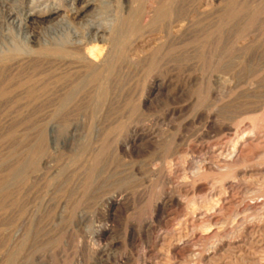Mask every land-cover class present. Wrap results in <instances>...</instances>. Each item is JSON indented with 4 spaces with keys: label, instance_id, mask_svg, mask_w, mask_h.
Masks as SVG:
<instances>
[{
    "label": "rangeland",
    "instance_id": "374dc122",
    "mask_svg": "<svg viewBox=\"0 0 264 264\" xmlns=\"http://www.w3.org/2000/svg\"><path fill=\"white\" fill-rule=\"evenodd\" d=\"M155 1L156 3H158L160 0H95L94 5L85 7L88 13H92L95 10L98 11V19L101 20L100 22L110 23L111 19L113 27H117L113 32L114 37V34L117 33L115 38L116 40L113 38L114 41H110L109 43V45L112 46L111 50L113 49L111 60L113 57H117L115 59L113 58V63L114 61H117L116 68L113 70V75H111L112 72L109 75L106 74L105 79L109 77L110 82L113 81L112 79L116 80L115 83H120V88L117 90H111L110 95H108L109 91H106L105 93L96 91L93 88V85L94 87L96 85L98 86V83L91 82L90 79L88 80L89 75H86V77H84V74L80 76L79 80H83V78H86L87 80L85 81H90L91 84L88 82L85 88H81L82 90L79 89V86L76 88H67V83L65 85L67 89L64 87L59 89L60 91L57 90L53 83L54 79L51 78L48 74L46 75L47 70L45 69H48L47 64L40 63L39 59L38 62L30 66H25L17 71H12L14 73H11L10 70H5L0 67V264H119L116 261L117 257L120 258L123 262L126 260V257H129L127 258L126 262L121 264H144L145 261H152V264H154L155 261V264H206L204 255L207 253L206 251L209 250L210 245L209 243H205L204 241L202 242L201 240V242L197 241L198 234H195V232L192 231V227L186 226L185 223H181V221L184 222L186 220V213H181L179 216H177L176 213L173 214V212H175V209L171 208L168 210L169 213L167 212V214L165 215V219L163 220L164 222L153 219L154 229L148 237L141 234V224L143 221L150 220L151 216H149L148 213L151 215L153 203L159 199V192H161L162 190V187L159 186L160 184L156 185L154 184V182L146 181V179L148 178L147 180H150L149 178L151 170L157 172L164 170L168 172L167 167L171 165L168 168L169 171L171 170V168L180 167L178 168L180 170L179 172H181V170L183 172L180 173L181 178L179 179L181 180H178L179 182H184V177H187L188 180H190V176L193 173L196 174L197 167L201 163V161L208 160L213 156L210 151L215 147V145H220L219 142H221V145H224L227 142L228 143L226 145L231 144L229 142L230 140L228 139H231L232 136L229 135V133L225 130V124H232L234 133H236L235 131H238L240 129L239 132H237L239 133V135L248 133L250 130L247 128L248 123L246 122L249 121L244 118L255 113L260 114L264 109V102L260 103V105H263H261L262 107H258L257 111H259V113H251L254 107L252 105H249L250 103H248V101L250 100V98L246 99L247 94L243 91V89H237V87L235 86L234 83L236 81L234 80L233 72L230 69L231 67L224 69L228 67V60L233 57V54L229 47L227 48L228 44L231 42L233 29V20L230 6L226 7V10H223L219 14H216L214 17H211L208 20H204L205 22H197L199 23L196 24V29L198 30V32L196 30V34L193 38H191V40H182L180 41L181 44L180 42H176V45L174 44L172 46L171 50L168 53V58H165V61L168 63L166 65H163V68L162 65H159L158 67L157 65L153 64L154 68H157L152 73L153 77L156 79H153L152 75L150 76L149 74L151 69H153V65L152 68H149L151 64L150 66L147 65L148 67L146 66V68H143V70H140L142 69V67L129 66L127 62V52H129L130 56V54L137 55L140 51L150 49V46H152L151 44L153 42L155 43V39H158L160 37V33L158 32H160L161 27L166 25L165 23H167V25L170 24L171 26L174 24L172 27L179 28V26L181 25L180 23H182L184 20L182 18H185L189 14V12L191 13V15L196 14L197 10H201L206 6V3V7L211 8L216 5V0H161V2H159V5H156L155 3V6H158V12L160 13H158V16H156L153 14V12H150L151 10H153L152 5ZM151 2L153 4H151ZM60 3L64 4L65 6L58 5ZM30 5L31 0H26V6ZM50 5L52 7H56L55 10H53L54 14L46 15L45 17L41 18L42 21H40L42 23L38 21V23L32 22V26L35 30H41L42 27L48 23H46V21H49L56 14L61 13L70 15L69 17L72 18H70V20L74 21L75 25L78 26V28H82V31L79 29L81 32L87 30V27L85 26H87L88 16L85 14L72 15L71 12L66 8H70V6L75 7L77 5L80 8L82 7V0H51ZM129 6L131 7V9H129ZM195 7L198 9L196 10ZM102 9L104 10V12ZM192 12H194V14ZM181 15H183L184 17ZM2 17H4V15L0 13L1 21L4 20V18ZM154 18L155 20H153ZM82 19L83 21H81ZM82 22H84V24ZM78 23L80 24L78 25ZM81 24L83 27H81ZM83 28H85V30ZM111 43L116 46L111 45ZM223 46L225 47V49H223ZM222 49L224 50L223 53ZM116 50L117 52H114ZM137 51L138 53H136ZM188 58L190 60H188ZM169 60H171L170 62L174 63L173 66V63L169 64ZM172 60H174L175 62ZM189 62L192 65L193 63H195L194 66H192ZM224 64L226 65V67ZM118 65L122 69L119 68ZM127 69H129V71ZM224 71L226 74L222 73ZM123 72L124 74H121ZM135 72L137 73V75L135 74ZM190 74H192V76ZM228 75L229 77L230 75L232 77L229 78ZM197 76L199 77V79H197ZM217 76H223L224 78L229 79L226 80L227 82H225L223 85L219 83V80L217 81V79H219ZM116 77H119V79ZM188 79L190 82L188 81ZM170 80L172 82H170ZM192 80L197 81L193 82ZM125 81L129 85L126 84ZM124 83L126 87L124 86ZM44 85H52L54 87L46 90L44 89ZM149 85L151 87H148ZM230 85H232L233 88ZM28 86L32 87L33 89L30 90ZM146 88L147 91L145 90ZM118 90L121 91L119 92ZM94 95L96 96V99ZM144 98L146 99L147 103L145 107H142L141 101ZM95 100H97V103L95 102ZM260 100L264 101V95ZM242 102H245L246 104H243ZM102 107H104V109ZM97 108H99L100 110L106 109L105 112L101 110L106 114H103ZM259 108H262V111ZM97 110L98 112H96ZM199 110L200 112H204L206 114L208 112L212 113L213 117L211 119V125L207 124V117L205 116L201 119H195L196 114L199 112ZM228 110L232 111V113ZM246 111L247 113H245ZM243 113H245V115ZM172 119L174 120L173 122ZM185 120L187 123L185 122ZM214 122L216 123V125ZM101 123H104V126ZM140 123H146V125L150 123L148 127L153 132V137H151L149 141H146L149 145L138 142L137 146L140 145L139 148L137 147V149H134L133 152L132 149H130L128 151H125V153L122 149L119 148V141H121V143H125L127 140H129V137H131L130 130L132 129V126H135L137 124L139 125ZM96 126L99 127V133L95 132V130L93 131L91 128H95ZM168 126H171V128H169ZM101 128L102 133H100ZM241 130H243L242 133ZM103 133L104 135H102ZM97 134L101 136L97 137ZM158 140L160 142H158ZM90 142H94L95 144H90ZM201 144L203 146H201ZM142 145L145 146L146 149H144L145 147L143 148ZM192 145L194 148L190 149ZM205 145L206 147L208 146L207 152ZM201 147L203 148L202 150L200 149ZM175 149L179 151V153ZM145 150H147L148 153ZM182 151H185L186 153L184 152L183 154ZM196 151H198V153H196ZM123 152L125 153V155H123ZM138 152L140 153L138 154ZM92 153L95 154L92 155ZM128 153L130 154V157ZM134 153L136 154V156ZM177 155V159H182L180 161L176 160L177 162H175L174 157ZM88 160L92 163L88 162ZM160 162L161 164H159ZM167 163L170 164L168 165ZM172 164H174L173 167ZM153 166L156 168H151ZM78 167H80L81 169H79ZM253 168L260 170L263 169V167L261 166H256ZM125 169L126 171H123ZM67 171L68 173H70L68 174ZM119 171L120 173L122 171L123 172L119 174ZM145 171H148L149 173H146ZM259 172L261 171H255V174L251 175L248 179V184H252L250 185V188L252 190L251 192H253L254 195H259L260 190L264 188V176L262 173L263 171L261 173ZM114 173L118 175L115 174V177ZM186 173H188V175H186ZM254 175H256L257 177ZM121 176L125 179H122ZM105 177L110 178H106L105 180ZM215 177L218 176H216L214 172H210L208 176L200 182L205 183L210 189L216 188L218 191H221L224 182L220 183L221 181L216 180L218 184L215 183ZM119 178L123 181L121 182ZM94 181L95 183H93ZM209 181H211V183ZM254 181H257V183H254ZM212 182L217 187L213 185ZM117 184H125V186H118ZM100 187H103V189L100 190ZM149 187L151 188L149 189ZM94 188H96V190ZM97 188L99 191L97 190ZM157 189H160V191L158 192ZM254 189L256 191L258 190L259 193ZM103 190H106V193L108 191L110 193H113L114 191V193L116 194L124 195V199L122 201H125V204L121 201V203L118 205H108L106 201H103V198L102 200L100 198L104 193ZM94 191L97 192H95L96 195L101 194L100 197L98 195L99 199L97 198V196H95ZM144 193L147 195H144ZM142 195L144 196L142 197ZM200 195L201 196L197 198L199 199V201H201V199H209V197L207 196V198L205 194ZM190 197L191 195L188 198ZM188 198H185V200H187ZM60 199L61 202H59ZM97 199L99 202L97 201ZM93 201H95V204ZM96 201L98 203H96ZM120 207L121 209H119ZM61 210H63L64 213ZM97 210L99 211L98 213H96ZM244 212L246 213V215H248L247 212L251 214L252 210H247ZM244 212H242L240 216L245 215ZM146 215H148L150 218ZM232 219L233 218L224 223L225 225H227L223 226V224V227L221 226L220 229L222 230L221 234L223 233L221 236H223V239H225L224 242L228 243L231 239L233 244L231 245V247H229L232 248V250L227 248L230 251H227V253L225 251V255H223L222 257L223 259L220 260L221 264H264V235L262 234V240L253 239L248 234L243 235L242 239L244 238V241H247L245 242L246 246L244 247V253L240 255L237 248L235 247V244L237 242H235L233 238H229L231 236L234 237L231 233V230L234 228L233 226L238 223V220L233 219L232 222ZM103 222H105L106 224ZM131 222L136 224L135 234L137 238H135L134 245L130 241L128 229V225ZM163 223H165L166 225ZM233 223L235 225H232ZM103 224L108 225L109 227L111 225L110 231L104 234L101 237L102 239L97 238L95 239L97 241L92 240L93 242H90L88 233L90 232L89 230H91V227L105 226ZM164 225L167 228L169 227L168 229L171 230H168ZM227 229H229L230 231ZM28 230L30 231L31 235L29 234ZM178 231L183 232L181 233L182 235H190L191 238L188 236V239L191 240V242H189L192 245L193 251H195L192 254V258H190V256L189 258H186L184 260L182 258L184 256L180 258V256H177L175 253H173V255L175 254L177 256L176 257L174 255L175 258H177L175 259L173 256H171L172 252L169 253L170 248H167L169 247V244H167L170 242L169 238L173 235H177L179 233ZM191 231L193 232V234ZM156 232L158 233L155 234ZM16 233L17 235H15ZM159 234L166 236L168 239L164 241L161 238L157 239V236H159ZM224 234L226 236H224ZM259 234L261 235V233ZM85 237L88 238L86 239V241ZM144 238L148 240H145ZM175 239H177V237H175ZM87 240L89 241L87 242ZM194 240H196L198 243ZM93 243H96L95 246L101 245L106 253L103 252L102 254H96V256L94 257L95 253L92 252L94 246ZM138 243L140 245H138ZM194 244L196 247L193 246ZM247 245L248 249H246ZM105 247L108 249L106 250ZM250 248L253 250V252H251L252 250ZM152 253L153 255L156 254L155 257L152 255ZM244 254L245 256H243ZM101 257L105 259V261L99 263L98 260L101 259ZM106 257L109 259H107ZM261 257L262 259H260ZM172 258L174 259V261ZM150 259L151 261H149ZM113 260L115 263H113ZM255 260L259 262H255Z\"/></svg>",
    "mask_w": 264,
    "mask_h": 264
},
{
    "label": "bare ground",
    "instance_id": "6f19581e",
    "mask_svg": "<svg viewBox=\"0 0 264 264\" xmlns=\"http://www.w3.org/2000/svg\"><path fill=\"white\" fill-rule=\"evenodd\" d=\"M60 1V0H58ZM65 1V0H64ZM113 1V0H112ZM135 1V0H134ZM151 1V0H150ZM167 1V0H166ZM169 1V0H168ZM121 2V1H120ZM124 2V1H123ZM122 2V3H123ZM128 2V1H127ZM161 2V0L159 1ZM159 2H151L153 10L150 12L156 16H158V6ZM214 2V1H213ZM51 0H31V5L26 6V0H0V13L4 15V20H0V67L3 69L10 70L11 73H14L12 71L14 70H19L22 69L23 67L30 66L36 62H38V59L40 63L42 64H47L48 69L46 71V75L48 74L51 78H53V83L54 86L57 90L64 88L66 83H67V88L68 87H80L85 88L88 84V82H97L98 86L96 85L93 88L96 91L99 92H106L111 90H117L119 89L120 83H115L116 80L112 79L110 82L109 77L105 79L106 74L113 75V70L116 68V62L114 61L113 63V58L111 60V55H112V50L109 45L110 41H114L116 38L117 33H115V37L113 36L114 29L116 30L117 27H113L112 21L110 19V23H102L100 22L101 20L98 19V11H94L92 13H88L85 7L87 6H92L95 4V0H82V7H71L68 8L66 7L72 15H77V14H85L88 16L87 18V30L84 32L82 31V28H78V26L75 25L74 21H71L69 17L70 15H67L65 13L61 14H56L53 16L49 21H46L47 24H45L41 30H35L32 26V22H41V18L45 17L46 15H51L54 14L53 10H55L56 7H52L50 5ZM67 3V2H66ZM134 3V2H133ZM163 3V1H162ZM161 3V5H162ZM165 3V1H164ZM65 4V2H64ZM64 4H58L60 6H65ZM114 4V3H113ZM121 4V3H120ZM205 4V3H204ZM215 4V3H214ZM167 5V4H164ZM188 5V4H187ZM211 5V4H210ZM105 6V5H103ZM135 6V5H134ZM185 6V5H184ZM207 6V3H206ZM204 7L201 10H197V13L194 15L189 14L185 17L182 18L184 19L179 28H174L170 24L161 27L160 29V37L156 40L155 43L151 44L150 49H146L144 51H138L137 55H131L129 56V52H127V62L129 66H136V67H142L146 68L147 65L151 66L149 68H152V65H166L168 62L165 61V58L168 56L169 51L171 50L172 46L176 42L180 41H185L186 39L193 38L195 36L196 32V24H199L197 22L202 23L205 22L204 20H208L211 17H214L216 14H219L223 10H226L228 6L231 8V15H232V20H233V29H232V37H231V42L228 44L226 43L227 48L231 50L233 57H231L230 60H228V67H225L224 69L230 68L231 71L233 72L234 75V81L235 86L237 89L241 88L243 91L247 94L246 99L250 98L248 103L249 105H252L254 108L251 113L257 112L259 113L258 107H260V103L264 102L261 101V97L264 95V0H216V5L214 7ZM43 7V8H42ZM97 7V6H96ZM65 8V7H64ZM84 8V9H83ZM101 8V7H100ZM124 9V7H123ZM122 9V10H123ZM128 9V8H127ZM129 9L131 7L129 6ZM152 9V8H150ZM91 10V9H90ZM94 10V9H93ZM103 10V9H102ZM149 10V9H148ZM189 10V9H188ZM191 10V9H190ZM195 10V9H194ZM193 10V11H194ZM106 11V10H105ZM130 11V10H129ZM228 11V10H227ZM104 12V10H103ZM161 12V11H160ZM182 12V11H181ZM185 13V11H184ZM183 13V14H184ZM69 14V13H68ZM151 14V15H153ZM160 14V13H159ZM180 14V13H179ZM183 16V15H181ZM76 17V16H75ZM148 17V16H147ZM184 17V16H183ZM1 18V19H2ZM106 18V17H105ZM111 18V16H110ZM156 18V17H155ZM155 18L153 20H155ZM216 18V17H215ZM72 19V18H71ZM74 19V18H73ZM149 19V18H148ZM41 20V21H40ZM75 20V19H74ZM80 20V19H79ZM107 20V19H106ZM109 20V19H108ZM38 21V22H37ZM83 21V19L81 20ZM80 21V22H81ZM179 21V20H178ZM182 21V20H181ZM219 21V20H218ZM45 22V21H43ZM77 22V20H76ZM79 22V21H78ZM86 22V20H85ZM172 22V21H171ZM170 22V23H171ZM42 23V22H41ZM40 23V25H41ZM84 24V22H82ZM159 23V22H158ZM169 23V22H168ZM80 23H78L79 25ZM117 24V23H116ZM34 25V24H33ZM178 25V24H177ZM115 26V25H114ZM176 26V25H175ZM199 26V25H198ZM38 27V26H37ZM81 27L82 24H81ZM206 27V26H205ZM36 28V26H35ZM203 28V27H202ZM78 29V30H77ZM81 31H80V30ZM85 30V28H83ZM202 30V29H201ZM159 31V30H158ZM231 31V29H230ZM116 32V31H115ZM198 32V30H197ZM204 32V30H203ZM207 32V31H206ZM230 34V33H229ZM113 36V37H112ZM158 37V36H157ZM113 40H112V39ZM154 39V38H153ZM220 39V38H219ZM225 39V38H224ZM116 40V39H115ZM226 40V39H225ZM230 40V39H229ZM217 41V40H216ZM115 43V42H114ZM131 43V42H130ZM133 44V42H132ZM146 44V43H145ZM181 44V42H180ZM212 44V43H211ZM111 45L116 46L111 43ZM123 45V44H122ZM131 45V44H130ZM176 45V44H175ZM179 45V43H178ZM130 47V46H128ZM224 47V46H223ZM114 48V47H113ZM149 48V47H148ZM194 48V47H193ZM116 49V48H115ZM129 49V48H128ZM225 49V47L223 48ZM222 49V50H223ZM227 49V50H229ZM124 50V48H123ZM132 50V49H131ZM127 51V50H126ZM189 51V50H188ZM114 52H117L114 51ZM194 52V51H193ZM192 52V53H193ZM224 50L222 51V53ZM188 53V52H187ZM221 53V55H222ZM115 54V53H114ZM121 54V53H119ZM126 54V53H125ZM197 54V53H196ZM195 54V55H196ZM231 54V53H230ZM172 55V54H171ZM188 55V54H187ZM114 56V55H113ZM173 56V55H172ZM170 57V56H169ZM188 57V56H187ZM115 58H117L115 56ZM114 58V59H115ZM123 58V57H122ZM168 58V57H167ZM225 58V57H224ZM171 59V58H170ZM175 59V58H174ZM124 60V59H123ZM188 60H190L188 58ZM195 60V59H194ZM165 61V62H164ZM171 60H169L170 62ZM174 61V60H172ZM175 62V61H174ZM188 62V61H187ZM191 62V61H190ZM189 62V63H190ZM195 62V61H194ZM173 62H170L171 64ZM177 63V60H176ZM179 63V62H178ZM196 63V62H195ZM192 66H194V64ZM120 64V63H119ZM123 65V64H122ZM151 69L150 71V76L152 75L153 71L156 70L154 68ZM174 63L172 64V66ZM197 65V64H196ZM119 66V65H118ZM126 66V65H125ZM156 66V67H157ZM182 66V65H181ZM187 66V65H186ZM123 67V66H122ZM128 67V66H127ZM148 67V66H147ZM179 67V66H178ZM0 68V69H1ZM119 68H121L119 66ZM129 68V67H128ZM122 69V68H121ZM165 69V67H164ZM222 69V70H224ZM119 70V69H118ZM129 71V69H127ZM162 70V69H160ZM189 70V69H188ZM116 71V70H115ZM114 71V72H115ZM120 71V70H119ZM118 71V72H119ZM124 71V70H123ZM133 71V70H132ZM148 71V69H147ZM201 71V70H199ZM3 72V71H2ZM22 72V71H21ZM117 72V71H116ZM122 72V70H121ZM186 72V71H185ZM228 72V71H226ZM142 73V72H141ZM147 73V72H146ZM145 73V74H146ZM218 73V72H217ZM221 73V71H220ZM223 74L225 73L222 72ZM8 74V73H7ZM84 74V77L86 75H89L88 80L90 81H85L87 80L86 78L83 80H79L80 76ZM115 74V73H114ZM118 74V73H116ZM121 74H124L121 73ZM137 75V73L135 72ZM134 74V75H135ZM144 74V76H145ZM222 74V75H223ZM226 74V73H225ZM228 74V73H227ZM120 75V74H119ZM126 75V74H125ZM158 75V74H157ZM192 76V74H190ZM221 75V74H220ZM232 75V74H231ZM230 75V77H232ZM19 76V74H18ZM115 76V75H114ZM121 76V75H120ZM123 76V75H122ZM129 76V75H128ZM133 76V75H132ZM131 76V77H132ZM156 76V75H155ZM184 76V75H183ZM225 76V75H224ZM227 76V75H226ZM9 77V76H8ZM11 77V76H10ZM49 77V78H50ZM142 77V76H141ZM153 77V75H152ZM151 77V78H152ZM176 77V76H175ZM185 77V76H184ZM188 77V76H187ZM198 77V76H197ZM218 77V76H217ZM216 77V79H217ZM229 77V75H228ZM229 77V78H230ZM46 78V77H44ZM115 78V77H114ZM119 79V77H116ZM147 78V77H146ZM172 78V77H171ZM177 78V77H176ZM190 78V77H189ZM193 78V77H192ZM220 84H223L227 82L226 78L223 76H219ZM7 79V77H6ZM121 79V77H120ZM128 79V78H127ZM153 79H156L153 77ZM162 79V78H161ZM167 79V78H166ZM199 79V77L197 78ZM232 79V78H231ZM49 80V79H48ZM52 80V79H50ZM106 80V81H105ZM125 80V79H124ZM150 80V79H149ZM152 80V79H151ZM212 80V79H211ZM233 80V79H232ZM118 81V80H117ZM131 81V80H130ZM146 81V80H145ZM174 81V80H173ZM187 81V79H186ZM189 81V79H188ZM193 81V80H192ZM197 81V80H195ZM193 81V82H195ZM214 81V80H213ZM2 82V81H1ZM123 82V81H122ZM126 82V81H125ZM151 82V81H150ZM170 82H172L170 80ZM190 82V81H189ZM207 82V81H206ZM153 83V82H152ZM215 83V82H214ZM51 84V83H50ZM91 84V83H90ZM126 84H128L126 82ZM149 84V83H148ZM147 84V85H148ZM170 84V83H167ZM189 84V83H188ZM206 84V83H205ZM233 84V82H232ZM33 85V84H32ZM123 85V84H122ZM129 85V84H128ZM158 85V84H157ZM166 85V84H165ZM196 85V84H194ZM52 86V85H51ZM50 85H44V89H50L53 88L54 86L51 87ZM125 86V83H124ZM134 86V85H133ZM232 86V85H230ZM29 87V86H28ZM89 87V85H88ZM126 87V86H125ZM148 87H151L150 85ZM147 87V88H148ZM164 87V86H163ZM225 87V86H224ZM30 90H32V87H29ZM66 88V87H65ZM66 88V89H67ZM72 88V89H73ZM147 88L145 89L147 91ZM233 88V86H232ZM92 89V88H91ZM90 89V90H91ZM93 89V90H94ZM140 89V87H139ZM149 89V88H148ZM236 89V88H235ZM65 90V89H63ZM62 90V91H63ZM74 90V89H73ZM82 90V89H81ZM84 90V89H83ZM124 90V89H123ZM190 90V89H189ZM205 90V89H204ZM4 91V90H3ZM60 91V90H59ZM75 91V90H74ZM95 91V92H96ZM119 91V90H118ZM121 91V90H120ZM119 91V92H120ZM145 91V92H146ZM150 91V90H149ZM158 91V90H157ZM115 92V91H114ZM191 92V91H190ZM59 93V92H58ZM92 93V92H91ZM147 94V93H146ZM149 94V93H148ZM161 94V93H160ZM159 94V95H160ZM175 94V93H174ZM215 94V93H214ZM183 95V94H182ZM189 95V94H188ZM212 95V94H211ZM95 96V95H94ZM146 96V95H145ZM148 96V95H147ZM216 97V96H215ZM88 99V98H87ZM96 99V96H95ZM145 99V98H144ZM141 101V106L145 107L146 106V99ZM154 99V98H153ZM157 99V98H156ZM177 99V98H176ZM217 99V98H216ZM263 99V98H262ZM155 100V99H154ZM158 100V99H157ZM178 100V99H177ZM214 100V99H213ZM94 101V100H93ZM97 100H95L96 102ZM99 101V100H98ZM195 101V100H194ZM79 102V101H78ZM94 102V104H95ZM101 102V99H100ZM154 102V101H153ZM213 102V101H212ZM246 102V101H245ZM243 104H246V103ZM97 103V102H96ZM182 103V102H181ZM24 105V104H23ZM93 105V103H92ZM101 105V104H100ZM104 106V105H103ZM209 106V105H208ZM237 106V105H236ZM248 106V105H247ZM263 106V105H262ZM261 106V107H262ZM112 107V106H111ZM188 107V106H187ZM193 107V106H192ZM243 107V106H242ZM91 108V107H90ZM94 108V107H93ZM104 109V107H102ZM106 108V107H105ZM110 108V107H108ZM231 108V107H230ZM249 108V107H248ZM99 109V108H97ZM101 109L103 112L105 110ZM172 109V108H171ZM211 109V108H210ZM209 109V110H210ZM229 109V108H228ZM247 109V108H246ZM251 109V108H250ZM260 109V108H259ZM262 109V108H261ZM260 109V110H261ZM92 110V109H91ZM100 110V109H99ZM100 110V112H102ZM93 111V110H92ZM168 111V110H167ZM175 111V110H174ZM189 111V110H188ZM198 111V110H197ZM229 111V110H228ZM262 111V110H261ZM260 111V112H261ZM98 112V110L96 111ZM102 112V113H103ZM232 113V111H229ZM228 112V114H229ZM149 113V112H148ZM170 113V112H169ZM190 113V112H189ZM226 113V112H225ZM237 113V112H236ZM247 113V111L245 112ZM245 113H243L245 115ZM250 113V114H251ZM106 114V113H103ZM111 114V113H109ZM219 114V113H218ZM227 114V113H226ZM181 115V114H179ZM224 115V114H223ZM92 116V115H91ZM95 116V115H94ZM147 116V115H146ZM207 117V124L211 125V119H212V113L208 112L207 114L204 112H199L196 114L195 119H201L202 117ZM234 116V115H233ZM107 117V116H106ZM164 117V116H163ZM168 117V116H167ZM231 117V116H230ZM237 117V116H236ZM93 118V117H92ZM234 118V117H233ZM149 119V118H148ZM157 119V118H156ZM182 119V118H181ZM191 119V118H190ZM206 119V118H203ZM225 119V118H224ZM229 119V117H228ZM244 119L248 120L249 122L247 125V128L250 130L248 133H244L239 135V130L235 131L236 133L233 132V126L232 124H225L224 128L225 130L231 135V139L229 143L230 145H215L214 148L211 149V153L213 156L209 158L208 160H203L197 167L196 174H193L190 176V180H188L187 177H184V182H179L178 180H181V172L178 168H171L169 171L167 167V171H154L151 170L150 172V180L146 181H151L154 182V184L159 185L162 187L161 192L160 189H157L159 192V199L156 200L153 203L152 210H151V215L148 213L149 216H151L150 220L143 221L141 224V234L144 236L148 237L150 233L154 229V221L153 219H157L159 221L164 222L163 220L165 219V215L167 214L169 209H175V212L177 216H179L181 213H186L187 218L185 217V221H181V223H185L186 226L192 227V231L195 232V234H198V240L197 241H204L205 243H209V250L206 251L204 255V260L206 261V264H221L220 260L223 259V255H225V251L229 252L232 248V240L228 243H225L223 239L224 237L221 236V226L228 222L231 218L238 220V223L236 225L234 224L235 221L232 225L234 228L231 230V233L233 234L234 237H229L233 238L235 242H237L235 247L237 248L238 252L240 255H242L244 252V247L246 246L244 241V238L242 239L243 235H250L253 239L257 240H262L264 235V188L260 190V193L258 190L255 191L259 193V195H254L253 192H251L250 185L248 184V179L250 178L251 175L255 174V171H263V176H264V109L260 114H252L248 117H245ZM96 120V119H95ZM100 120V119H99ZM146 120V118H145ZM152 120V119H151ZM150 120V121H151ZM171 120V119H170ZM177 120V119H176ZM189 120V119H188ZM232 120V119H231ZM230 120V121H231ZM140 121V120H139ZM164 121V120H163ZM174 120L172 119V122ZM191 121V120H190ZM197 121V120H196ZM201 121V120H200ZM204 121V120H203ZM145 122V121H144ZM147 122V121H146ZM169 122V123H172ZM186 122V120H185ZM227 122V121H226ZM133 123V122H132ZM152 123V122H151ZM156 123V121H155ZM184 123V122H183ZM187 123V122H186ZM191 123V122H190ZM189 123V124H190ZM215 123V122H214ZM213 123V124H214ZM237 123V122H236ZM102 124V123H101ZM104 124V123H103ZM102 124V125H103ZM115 124V123H114ZM150 124V123H149ZM148 124V125H149ZM185 124V123H184ZM223 124V123H222ZM99 125V123H98ZM148 125L145 124H137L135 126H132V129L130 130V135L129 140H127L125 143L119 144V148L122 149L124 152L128 151L130 149L133 150L139 148L140 145L137 146L138 142H141L142 144L145 143V145H149L146 141H149L151 137H153V132L151 129H149ZM216 125V123H215ZM238 125V124H237ZM236 125V128H237ZM78 126V125H77ZM101 126V125H100ZM104 126V125H103ZM172 126V125H171ZM171 126H168L171 128ZM188 126V125H187ZM74 127V126H73ZM102 127V126H101ZM186 127V126H185ZM214 127V126H213ZM212 127V128H213ZM75 128V127H74ZM92 130L97 133H99V127L96 126L95 128L91 127ZM105 128V127H104ZM211 128V127H210ZM220 129V128H219ZM100 133H102V128L100 129ZM104 130V129H103ZM170 130V129H169ZM247 130V129H246ZM188 131V130H187ZM243 130H241L242 133ZM245 131V130H244ZM248 131V130H247ZM155 132V130H154ZM233 132V133H232ZM126 133V132H125ZM158 133V132H157ZM159 134V133H158ZM157 134V135H158ZM95 135V134H94ZM104 135V133L102 134ZM155 135V134H154ZM228 135V136H229ZM101 135L97 134V137ZM162 136V135H161ZM176 136V135H175ZM91 137V136H90ZM96 137V138H97ZM93 138V137H92ZM156 138V137H155ZM228 138V137H226ZM95 139V138H94ZM128 139V137H127ZM157 139V138H156ZM167 139V138H166ZM179 139V138H178ZM165 140V139H164ZM180 140V139H179ZM92 141V139H91ZM94 141V140H93ZM117 141V143H118ZM153 141V140H151ZM155 141V139H154ZM226 141V140H225ZM95 142V141H94ZM92 142L93 144H95ZM100 142V141H99ZM158 142H160L158 140ZM90 142V144H92ZM97 143V142H96ZM178 143V142H177ZM225 143V142H223ZM151 144V143H150ZM81 145V144H80ZM178 145V144H176ZM182 145V144H181ZM180 145V146H181ZM196 145V144H195ZM102 146V145H101ZM116 146V145H115ZM143 146V145H142ZM176 146V147H180ZM198 146V145H197ZM200 146V145H199ZM201 146H203L201 144ZM90 147V146H89ZM99 147V146H98ZM96 147V148H98ZM145 146H143L144 148ZM149 147V146H148ZM185 147V146H184ZM191 147V146H189ZM188 147V148H189ZM206 147V145H205ZM204 147V148H205ZM208 147V146H207ZM207 147H206V152H207ZM86 148V147H85ZM102 148V147H101ZM150 148V147H149ZM156 148V147H155ZM194 148L193 145L190 149ZM197 148V147H196ZM146 149V147L144 148ZM185 149V148H184ZM201 150L203 149L202 147L200 148ZM89 150V149H88ZM100 150V149H99ZM116 150V148H115ZM176 150V149H175ZM189 150V149H188ZM196 150V149H195ZM199 150V149H198ZM91 151V150H90ZM118 151V150H117ZM121 151V150H120ZM147 151V150H145ZM143 151V152H145ZM177 151V150H176ZM186 151V150H185ZM184 151V152H185ZM92 152V151H91ZM122 152V151H121ZM123 152V153H124ZM179 153V151H177ZM182 151V153L184 154ZM200 152V151H199ZM97 153V152H96ZM126 153V152H125ZM125 153L123 155H125ZM140 152H138L139 154ZM148 153V151H147ZM186 153V152H185ZM194 153V152H193ZM198 153V151H196ZM95 153H92L94 155ZM129 154V153H128ZM135 154V153H134ZM173 154V153H172ZM192 154V153H191ZM211 154V155H212ZM142 155V154H141ZM181 155V154H180ZM136 156V154H135ZM134 156V157H135ZM197 156V155H196ZM130 157V154H129ZM85 158V157H84ZM105 158V157H104ZM178 155L174 157L175 162H177ZM185 158V157H184ZM193 158V157H192ZM207 158V157H206ZM51 159V158H50ZM130 159V158H129ZM182 159V158H181ZM180 159V160H181ZM204 159V158H203ZM77 160V159H76ZM171 160V159H170ZM173 160V159H172ZM179 160V161H180ZM87 161V159H86ZM120 161V160H119ZM88 162H90L88 160ZM132 162V161H131ZM152 162V161H151ZM150 162V163H151ZM92 163V162H90ZM120 163V162H119ZM154 163V162H153ZM174 163V162H173ZM152 164V163H151ZM155 164V163H154ZM158 164V163H157ZM161 164V162L159 163ZM175 164V163H174ZM172 164V167L173 165ZM108 165V164H107ZM156 165V164H155ZM177 165V164H175ZM180 165V164H179ZM51 166V165H50ZM157 166V165H156ZM160 166V165H159ZM178 166V165H177ZM256 166H261L263 169H254L253 167ZM105 167V166H104ZM107 167V166H106ZM144 167V166H143ZM81 169L80 167H78ZM132 168V167H131ZM151 168H156V167H151ZM76 169V168H75ZM129 169V168H128ZM147 169V168H146ZM70 170V169H69ZM114 170V169H113ZM137 170V169H136ZM149 170V169H148ZM156 170V169H155ZM78 171V170H77ZM123 171H126L123 170ZM122 171V172H123ZM130 171V170H129ZM133 171V170H132ZM138 171V170H137ZM142 171V170H141ZM159 171V170H158ZM121 172V173H122ZM136 172V171H135ZM139 172V171H138ZM146 172V171H145ZM148 172V171H147ZM146 172V173H147ZM210 172H214L216 176L214 178L215 183L216 180L221 181L220 183L224 182L223 187L221 188L222 190L218 191L216 188H208V186L205 183L200 182L201 180L205 179ZM259 172V173H261ZM68 173V171H67ZM70 173V172H69ZM68 173V174H69ZM113 173V172H112ZM111 173V174H112ZM119 174L120 171L118 172ZM149 173V172H148ZM183 173V172H182ZM72 174V172H71ZM103 174V173H102ZM110 174V173H109ZM116 173H114L115 175ZM126 174V172H125ZM128 174V173H127ZM137 174V173H135ZM143 174V173H142ZM141 174V175H142ZM104 175V174H103ZM118 175V174H116ZM115 175V177H116ZM130 175V174H129ZM140 175V176H141ZM144 175V174H143ZM188 175V173H186ZM81 176V175H80ZM134 176V173H133ZM137 176V175H136ZM139 176V177H140ZM256 176V175H254ZM260 176V175H259ZM258 176V177H259ZM100 177V176H99ZM113 177V175H112ZM122 177V176H121ZM142 177V176H141ZM183 177V175H182ZM214 177V176H212ZM211 177V178H212ZM257 177V176H256ZM67 178V177H66ZM103 178V177H102ZM110 177H105L104 179ZM118 178V177H117ZM130 178V177H129ZM128 178V179H129ZM120 179V178H119ZM122 179H125L122 177ZM142 179V178H141ZM210 179V178H209ZM259 179V178H258ZM63 180V179H62ZM83 180V179H82ZM114 180V179H113ZM116 180V179H115ZM121 180V179H120ZM183 180V179H182ZM263 180V179H262ZM77 181V180H76ZM103 181V180H102ZM117 181V180H116ZM115 181V182H116ZM123 180H121L122 182ZM144 181V180H143ZM212 181V180H211ZM211 181H209L211 183ZM213 181V182H214ZM260 181V180H259ZM100 182V181H99ZM109 182V181H107ZM206 182V181H205ZM212 182V184H213ZM95 183V181L93 182ZM120 183V182H119ZM148 183V182H147ZM219 183V184H220ZM254 183H257V181ZM108 184V183H107ZM218 184V183H217ZM79 185V184H78ZM77 185V186H78ZM118 185V184H117ZM120 185V184H119ZM118 185V186H119ZM122 186L125 184H121ZM120 185V186H121ZM211 185V184H210ZM215 185V184H213ZM62 186V185H61ZM102 186V184H101ZM152 186V185H151ZM216 186V185H215ZM60 187V186H59ZM98 187V186H97ZM158 187V186H157ZM159 187V188H160ZM212 187V186H211ZM217 187V186H216ZM220 187V186H219ZM254 187V186H253ZM259 187V186H258ZM264 187V186H263ZM101 188V187H100ZM147 188V187H146ZM151 187H149L150 189ZM60 189V188H59ZM96 190V188H94ZM103 187L100 189L102 190ZM113 189V188H112ZM123 189V188H122ZM144 189V188H143ZM98 190V188H97ZM114 190V189H113ZM117 190V189H116ZM126 190V189H125ZM148 190V189H147ZM253 190V191H254ZM54 191V190H53ZM92 191V190H91ZM99 191V190H98ZM106 191V190H105ZM103 190V195L95 194L96 191H94L95 196L98 195L99 197L103 198V201H106L108 205H118L121 203V201L124 199V195L122 194H116L110 193L109 191L106 193ZM141 191V190H140ZM151 191V190H150ZM56 192V191H55ZM70 192V191H69ZM112 192V191H111ZM133 192V191H132ZM146 192V191H145ZM50 193V192H49ZM97 193V192H96ZM102 193V192H101ZM118 193V192H117ZM150 193V192H149ZM143 194V193H142ZM200 194H205L206 197L208 196L209 199H197ZM127 195V194H126ZM133 195V193H132ZM144 195H147L144 193ZM142 195V197L144 196ZM191 195L190 198H188ZM204 195V197H205ZM203 196V195H202ZM126 197V196H125ZM130 197V196H129ZM148 197V196H146ZM207 197V198H208ZM96 198V197H95ZM131 198V197H130ZM129 198V199H130ZM158 198V197H157ZM185 198H188L185 200ZM29 199V198H28ZM90 199V198H89ZM99 199V198H98ZM97 199V201H98ZM34 200V199H33ZM100 200V201H101ZM146 200V199H145ZM27 201V200H26ZM96 201V203H98ZM61 202V199L60 201ZM95 204V201H93ZM125 202V201H124ZM122 201V203H124ZM65 203V202H64ZM91 203V201H90ZM101 203V202H100ZM59 204V203H58ZM104 204V203H103ZM125 204V203H124ZM127 204V203H126ZM47 205V204H46ZM63 206V205H62ZM95 206V205H94ZM97 206V205H96ZM99 206V205H98ZM22 207V205H21ZM46 207V206H45ZM59 207V206H58ZM65 207V206H64ZM104 207V205H103ZM107 207V206H106ZM95 208V207H93ZM123 208V207H122ZM150 208V207H149ZM48 209V208H46ZM62 209V208H61ZM70 209V208H69ZM85 209V208H84ZM98 209V208H97ZM121 209V207L119 208ZM127 209V208H126ZM132 209V208H131ZM45 210V209H44ZM247 210H252V213H246L244 211ZM63 211V210H61ZM90 211V210H89ZM96 211V210H95ZM116 211V210H115ZM131 211V210H130ZM148 211V210H147ZM35 212V211H34ZM69 212V211H68ZM99 211L97 210L96 213ZM149 212V211H148ZM242 212L245 213V215L240 216ZM62 213V212H61ZM64 213V211H63ZM95 213V214H96ZM122 213V212H121ZM125 213V212H124ZM169 213V212H168ZM36 214V213H35ZM93 214V213H92ZM102 214V213H101ZM171 214V213H170ZM169 214V215H170ZM250 214V215H249ZM60 215V214H59ZM58 215V216H59ZM109 215V214H108ZM172 215V214H171ZM32 216V215H31ZM30 216V217H31ZM41 216V215H40ZM85 216V215H84ZM93 216V215H91ZM89 216V217H91ZM125 216V215H124ZM174 216V215H173ZM172 216V217H173ZM240 216V217H238ZM29 217V218H30ZM82 217V216H81ZM97 217V216H96ZM94 217V218H96ZM182 217V215H181ZM35 218V216H34ZM33 218V220H34ZM47 218V217H46ZM62 218V217H61ZM93 218V219H94ZM147 218V217H146ZM135 219V218H134ZM148 219V218H147ZM232 219V222H233ZM62 220V219H61ZM80 220V219H79ZM83 220V219H82ZM96 220V219H95ZM146 220V219H145ZM184 220V217H183ZM31 221V220H30ZM121 221V220H120ZM132 221V220H131ZM134 221V220H133ZM32 222V221H31ZM30 222V223H31ZM95 222V221H94ZM106 222V221H105ZM103 222V223H105ZM108 222V221H107ZM34 223V222H33ZM61 223V222H60ZM118 223V222H117ZM161 223V222H160ZM159 223V224H160ZM177 223V222H176ZM99 224V223H98ZM96 224V225H98ZM106 224V223H105ZM103 224V225H105ZM165 224V223H163ZM162 224V225H163ZM168 224V223H167ZM172 224V223H171ZM35 225V224H34ZM166 225V224H165ZM164 225V226H165ZM183 225V224H182ZM227 225V224H226ZM225 224L223 226H226ZM23 226V225H22ZM65 226V225H64ZM163 226V227H164ZM169 226V225H167ZM181 226V224H180ZM179 226V227H180ZM222 226V227H223ZM231 226V225H230ZM111 227V225H110ZM108 225L101 226V227H96L92 226L90 232L88 233V238L90 239V242L92 240H95L97 238H101L104 234L108 233L110 231V228ZM166 227V226H165ZM183 227V226H182ZM167 228V227H166ZM169 228V227H168ZM167 228V229H168ZM225 228V227H224ZM222 228V229H224ZM20 229V228H19ZM82 229V228H81ZM80 229V230H81ZM129 229V235H130V241L134 245L136 234H135V229H136V224L131 222L128 225ZM179 229V228H176ZM231 229V228H230ZM24 230V229H23ZM114 230V229H112ZM171 230V229H168ZM167 230V231H168ZM173 230V229H172ZM183 230V229H182ZM191 230V228H190ZM229 230V229H227ZM15 231V230H14ZM29 231V230H28ZM83 231V230H82ZM181 231V230H179ZM178 231V232H179ZM188 231V229H187ZM186 231V232H187ZM191 231V232H192ZM230 231V230H229ZM228 231V232H229ZM7 232V231H6ZM24 232V231H23ZM35 232V231H34ZM139 232V233H140ZM170 232V231H169ZM168 232V233H169ZM227 232V231H225ZM10 233V232H9ZM18 233V232H17ZM17 233L15 235H17ZM83 233V232H82ZM156 232L155 234H157ZM176 233V232H175ZM179 232L177 235H173L170 237V242L167 243L169 244L170 252H172V255L174 258L175 256H180L184 260L186 258H192V254L195 252L193 251L192 245H191V240L188 239V236L182 235ZM261 233V235L259 234ZM28 234V233H27ZM30 234V231H29ZM87 234V233H86ZM163 234V233H162ZM174 234V233H173ZM193 234V232H192ZM226 234V233H225ZM224 234V236H226ZM230 234V233H229ZM31 235V234H30ZM138 235V234H137ZM165 235V234H164ZM167 235V234H166ZM237 235V236H236ZM81 236V235H80ZM142 236V235H141ZM185 236V238H184ZM196 236V235H195ZM193 236V237H195ZM228 236V235H227ZM23 237V236H22ZM30 237V236H29ZM44 237V236H43ZM84 237V236H83ZM154 237V234H153ZM156 237V236H155ZM177 237V239H175ZM192 237V239H193ZM247 237V236H246ZM16 238V237H15ZM85 237L86 239H88ZM161 238L163 241L168 239L166 236L160 235L157 236V239ZM191 238V237H190ZM226 238V237H225ZM83 239V238H82ZM102 239V238H101ZM115 239V238H114ZM113 239V241H114ZM145 240H148L144 238ZM153 239V238H152ZM156 239V240H157ZM38 240V239H37ZM36 240V241H37ZM84 240V239H83ZM81 240V241H83ZM110 240V239H109ZM150 240V239H149ZM194 240V241H196ZM227 240V239H226ZM250 240V239H249ZM89 240H87L88 242ZM97 241V240H95ZM100 241V240H99ZM129 241V242H130ZM190 241V242H189ZM196 241V242H197ZM200 241V242H201ZM254 241V240H253ZM252 241V242H253ZM34 242V240H33ZM89 242V243H90ZM93 242V241H92ZM140 242V241H139ZM151 242V241H149ZM195 242V243H196ZM82 243V242H81ZM100 243V242H99ZM130 243V244H131ZM147 243V242H146ZM154 243V242H153ZM166 243V242H165ZM194 243V242H192ZM198 243V242H197ZM204 243V244H205ZM248 243V242H247ZM258 243V242H257ZM263 243V242H262ZM92 244V243H91ZM94 244V243H93ZM96 244V243H95ZM93 246V251L95 253L94 257L96 254H102L105 252V250L101 247V245L98 246ZM101 244V243H100ZM143 244V243H142ZM151 244V243H150ZM162 244V243H161ZM160 244V245H161ZM201 244V243H200ZM250 244V243H249ZM138 245H140L138 243ZM256 245V243H255ZM14 246V244H13ZM104 246V245H103ZM107 246V244H106ZM110 246V245H109ZM131 246V245H130ZM195 246V244L193 245ZM200 246V245H199ZM203 246V245H202ZM251 246V245H250ZM258 246V245H257ZM264 246V245H263ZM84 247V246H83ZM88 247V246H87ZM90 247V246H89ZM133 247V246H132ZM146 247V246H142ZM149 247V246H148ZM147 247V248H148ZM196 247V246H195ZM194 247V248H195ZM198 247V246H197ZM201 247V246H200ZM234 247V246H233ZM32 248V247H30ZM85 248V247H84ZM106 248V247H105ZM150 248V247H149ZM203 248V247H202ZM228 248V249H227ZM252 248V247H251ZM250 248V249H251ZM262 248V246H261ZM86 249V248H85ZM92 249V248H91ZM108 248H106L107 250ZM140 249V248H139ZM248 249V245L246 247ZM249 249V251H250ZM254 249V248H253ZM264 249V247H263ZM29 250V249H28ZM147 250V249H146ZM168 250V249H166ZM252 250V249H251ZM153 251V250H152ZM248 251V252H249ZM263 251V250H262ZM91 252V251H90ZM159 252V251H158ZM165 252V251H164ZM168 252V251H167ZM234 252V251H233ZM253 252V250L251 251ZM106 253V252H105ZM104 253V254H105ZM110 253V252H109ZM144 253V252H143ZM155 253V252H154ZM157 253V252H156ZM173 253H175L173 255ZM236 253V252H235ZM234 253V254H235ZM261 253V252H260ZM92 254V253H90ZM111 254V253H110ZM115 254V253H114ZM196 254V253H195ZM194 254V255H195ZM249 254V253H248ZM257 254V253H256ZM107 255V254H106ZM119 255V254H118ZM140 255V254H139ZM144 255V254H143ZM153 255V253H152ZM156 254L153 256L155 257ZM170 255V254H169ZM193 255V256H194ZM201 255V254H200ZM236 255V254H235ZM264 255V254H263ZM101 256V255H100ZM98 256V257H100ZM120 256V255H119ZM123 256V255H122ZM142 256V254H141ZM145 256V255H144ZM143 256V257H144ZM148 256V254H147ZM176 256V257H177ZM196 256V255H195ZM199 256V255H198ZM238 256V255H237ZM245 256V254L243 255ZM250 256V255H249ZM252 256V255H251ZM256 256V255H255ZM93 257V256H92ZM104 257V256H103ZM109 257V256H107ZM106 257V258H107ZM142 257V258H143ZM152 257V256H149ZM153 257V258H154ZM240 257V256H239ZM248 257V255H247ZM253 257V256H252ZM116 258V257H114ZM129 257H126V260ZM146 258V257H145ZM227 258V257H226ZM229 258V257H228ZM237 258V257H236ZM242 258V257H241ZM96 259V258H95ZM109 259V258H107ZM148 259V258H147ZM173 259V258H172ZM177 259V258H175ZM240 259V258H239ZM255 259V258H254ZM262 259V257L260 258ZM83 260V259H82ZM111 260V259H110ZM126 260L124 262H126ZM244 260V258H243ZM105 259L101 257V259L98 260L99 263L104 262ZM117 263L121 264L124 263L120 258L117 257L116 259ZM144 261V259H143ZM151 261V259L149 260ZM155 261V260H154ZM174 261V259H173ZM204 261V262H205ZM238 261V260H237ZM257 260H255L256 262ZM264 261V259H263ZM79 262V261H78ZM83 262V261H82ZM109 262V261H108ZM107 262V263H108ZM129 262V261H128ZM140 262V261H139ZM152 262V261H151ZM151 262L145 261L144 264H152ZM156 262V261H155ZM154 262V264H155ZM172 262V261H170ZM178 262V261H177ZM196 262V261H195ZM245 262V261H244ZM254 262V263H255ZM259 262V261H257ZM84 263V262H83ZM113 263L114 260H113ZM142 263V262H141ZM224 263V262H223ZM94 264V263H93ZM98 264V263H97ZM139 264V263H138ZM170 264V263H169ZM173 264V263H172ZM175 264V263H174ZM181 264V263H179ZM196 264V263H195ZM231 264V263H230ZM253 264V263H252ZM256 264V263H255ZM262 264V263H261Z\"/></svg>",
    "mask_w": 264,
    "mask_h": 264
}]
</instances>
